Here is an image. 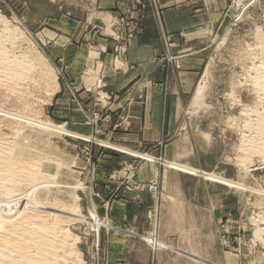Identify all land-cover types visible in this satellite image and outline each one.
Wrapping results in <instances>:
<instances>
[{
	"label": "rangeland",
	"instance_id": "obj_1",
	"mask_svg": "<svg viewBox=\"0 0 264 264\" xmlns=\"http://www.w3.org/2000/svg\"><path fill=\"white\" fill-rule=\"evenodd\" d=\"M57 1L0 0V106L46 125L0 115V146L20 148L26 166L36 163L49 176L45 178H53L45 179L49 191L38 194L46 202L63 203L72 213L62 223L76 250L71 264H264V241L257 238V228H264L259 224V216L264 218V0H226L220 14L213 12L209 26L197 32L193 47L200 51L202 69L181 121L192 146L190 151H172L179 161L111 141L104 127L111 105L101 57L94 50L77 53L72 47L66 53L67 71L62 42L50 46L60 32L93 29L112 37L115 22L104 16L98 23L81 24L91 0H75L77 7L70 13L76 24L54 21L48 26L47 20L60 14ZM174 42L171 35L164 39L163 59L178 68L179 58L170 52ZM77 59L82 88L69 82L77 80ZM6 70L17 73L16 79ZM86 89L99 92L91 110L78 106L87 101L77 96ZM112 154L129 161L111 163ZM141 163L152 166L146 182L137 179ZM173 177L179 181L169 180ZM127 197L146 205L136 221L141 233L127 227L131 220L113 206ZM168 206L176 209L167 217ZM201 208H209L208 215ZM124 237L132 242L126 259Z\"/></svg>",
	"mask_w": 264,
	"mask_h": 264
},
{
	"label": "crops",
	"instance_id": "obj_2",
	"mask_svg": "<svg viewBox=\"0 0 264 264\" xmlns=\"http://www.w3.org/2000/svg\"><path fill=\"white\" fill-rule=\"evenodd\" d=\"M57 2L60 14L56 18H49L45 24L50 26L54 21L76 24V16H72L70 9L77 7V2ZM87 6L89 13H85L80 23L91 25L92 20L98 23V19L107 16L115 22L114 36L105 38L93 29L81 34L62 32V35L60 32L58 42L50 47L62 42L60 47L65 49V53L61 61L63 68H68L67 71L66 53L72 47L77 48V53L83 49L91 54V50H94L92 52L96 51L101 57L105 91L110 96L111 105L109 121L104 127L109 130L111 141L130 150L149 151L165 159L179 161V156H171V153L173 150L178 153L190 151L192 146L188 139V128L181 121L192 101L191 94L202 69L198 58L200 51L194 49L193 43L197 32L209 26L212 13L218 15L226 7V0H91ZM123 23H127V27ZM179 33L185 37L180 38ZM168 35L173 36L175 41V48L170 52L178 56V68L172 64L166 65L163 59L164 39ZM85 41L89 42L86 44ZM116 51L120 54L118 60L114 59ZM80 64V59H77V80L69 79V82L82 88L84 81L80 78ZM62 83L65 87L68 82L65 80ZM97 94L99 92L90 93L89 90L78 94L80 98H87L82 104L78 102L79 108L91 110L94 106L92 98ZM112 155L111 163L114 160H119V163L129 161L128 157ZM151 170L152 166L147 163L139 164L137 179L148 181ZM169 180L179 181L176 177ZM141 199L145 202L150 200L146 195H141ZM116 205L120 208L118 214L132 221L127 227L141 233L144 229L136 221L146 211V205L133 201L131 197L113 206ZM175 209L168 206L166 216ZM198 210L208 215L209 208ZM131 244V239L124 237L121 243L124 259L132 252Z\"/></svg>",
	"mask_w": 264,
	"mask_h": 264
},
{
	"label": "bare ground",
	"instance_id": "obj_3",
	"mask_svg": "<svg viewBox=\"0 0 264 264\" xmlns=\"http://www.w3.org/2000/svg\"><path fill=\"white\" fill-rule=\"evenodd\" d=\"M41 63L42 62H40V64ZM6 72L11 73L8 76H14L13 79H16L15 77L18 75L10 70H6ZM256 72L259 73V70ZM4 81L7 82L6 80ZM11 92L15 93V91ZM200 94L201 91H198L197 96ZM19 95H21V93ZM25 95L22 94V96ZM0 115H6L22 123H31L32 126L38 125L39 127L46 128L43 122L28 115H24L21 111L15 112L0 106ZM249 123L251 124V122ZM12 125L14 124L12 123ZM262 125L263 124H261V126ZM251 129H253V127ZM262 131L264 132V128ZM18 132L20 133V131ZM261 135H264V133ZM3 145L5 147H3ZM9 146L10 144L7 143L0 146V264H71L72 257L76 255V250L73 244L71 245L69 243V231L66 228H62V223L65 221L64 219H68L69 214H72L65 209L69 207H64L65 205L62 206L63 203H55L57 202L56 200L51 203L39 197L40 195L38 193L49 187L45 179L51 181L53 178H45L47 175H43V173L40 172L39 168L41 169V167L36 163H33L32 167L26 166L25 162H22L24 156L21 154V149L12 147V145L11 147ZM259 146L261 145L259 144ZM46 191L49 190L46 189ZM50 192H52V190ZM44 198H46L45 194ZM259 218L261 221L259 220V222L256 220V223L259 222L261 226H264V218L262 219V216H259ZM257 225L258 224H256V226ZM257 229L258 240L264 241V228Z\"/></svg>",
	"mask_w": 264,
	"mask_h": 264
},
{
	"label": "built area",
	"instance_id": "obj_4",
	"mask_svg": "<svg viewBox=\"0 0 264 264\" xmlns=\"http://www.w3.org/2000/svg\"><path fill=\"white\" fill-rule=\"evenodd\" d=\"M102 83H103V79H101V80H100V82H99V85H98V86H102ZM100 88H102V87H100Z\"/></svg>",
	"mask_w": 264,
	"mask_h": 264
}]
</instances>
